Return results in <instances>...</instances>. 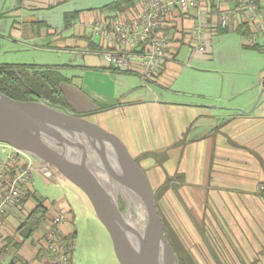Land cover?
<instances>
[{
    "label": "crops",
    "instance_id": "1",
    "mask_svg": "<svg viewBox=\"0 0 264 264\" xmlns=\"http://www.w3.org/2000/svg\"><path fill=\"white\" fill-rule=\"evenodd\" d=\"M114 1L0 0V44L77 52L81 60L76 56L73 62L57 63L70 65L63 70L67 80L60 84L70 106L93 112L92 120L124 141L146 171L154 195L164 191L180 214L185 206L190 229L206 221L216 227L219 255L223 252L234 264H264L262 51L246 48L236 28L226 32L239 31L243 44L218 33L210 37L206 53L196 51L187 33L195 22L194 11H189L175 14L169 27L170 53L154 80L143 79L137 71L111 69L105 59L104 64L98 59L109 45L94 33L93 23L132 16L143 4L139 0L137 12L119 14L108 8ZM217 35L222 38L214 47ZM184 46L189 51L180 56ZM34 184L33 176L22 208L13 207L5 215L0 264L48 262L43 240L47 224L29 238L18 233L39 201L50 217L66 213L61 230L76 244L75 204L65 198L49 201ZM73 192L80 207L90 205L94 211L82 191L86 199Z\"/></svg>",
    "mask_w": 264,
    "mask_h": 264
},
{
    "label": "water",
    "instance_id": "2",
    "mask_svg": "<svg viewBox=\"0 0 264 264\" xmlns=\"http://www.w3.org/2000/svg\"><path fill=\"white\" fill-rule=\"evenodd\" d=\"M0 142L48 162L89 199L120 264H176L146 171L124 141L89 116L46 98L19 100L0 91ZM127 194L126 210L119 193ZM145 224L143 232L132 221Z\"/></svg>",
    "mask_w": 264,
    "mask_h": 264
},
{
    "label": "built area",
    "instance_id": "3",
    "mask_svg": "<svg viewBox=\"0 0 264 264\" xmlns=\"http://www.w3.org/2000/svg\"><path fill=\"white\" fill-rule=\"evenodd\" d=\"M194 11L195 22L187 31L191 45L201 53L209 48L210 37L221 28H236L244 35V45L264 54V0H144L138 13L129 17L94 21L93 31L109 45L99 53L113 68L137 71L147 81L154 80L169 55V27L177 13ZM0 230L7 212L22 208L21 197L35 173L51 176L48 162L28 151L0 142ZM65 212H56L43 235L48 256L46 264H72L74 246L61 230Z\"/></svg>",
    "mask_w": 264,
    "mask_h": 264
},
{
    "label": "rangeland",
    "instance_id": "4",
    "mask_svg": "<svg viewBox=\"0 0 264 264\" xmlns=\"http://www.w3.org/2000/svg\"><path fill=\"white\" fill-rule=\"evenodd\" d=\"M220 35H229L227 39H236L243 44V38L239 31H230ZM225 37V36H224ZM221 37L215 36L212 40V45L216 47L217 40ZM189 50L187 47H183L181 50L182 56ZM255 51V50H253ZM260 54V52L255 51ZM262 54V53H261ZM77 52L73 51H59L54 48H40L30 46H6L0 44V64L3 63H36V64H57L63 62H73L81 58ZM90 57V54L88 55ZM264 57V55L262 54ZM89 59V58H88ZM86 59V60H88ZM100 63L104 64V58L100 54L98 55ZM72 71H68L71 73ZM102 74L95 77L101 80ZM97 81V80H96ZM75 113H85L79 111L76 108H72ZM53 175V176H52ZM52 177L44 174H34V186L38 190L39 194L46 197L49 201L68 199L70 203L75 204V220L74 225L77 229V239L74 248V263L75 264H120L113 248V243L109 232L103 223L99 220L97 215L89 208H82L79 203L74 199V192L78 193L86 199V196L79 190V188L72 182L63 177L56 169L52 173ZM58 176V177H57ZM157 207L162 218L163 224L166 226L168 235L171 236L174 245L177 247L178 253L177 260L182 257L187 259L190 264H234L233 260L226 259L224 254L219 255L221 243L218 238V229L209 225V222H203L201 227H197L196 230L190 229L186 223H190L187 219L189 216L188 210L184 205L181 207L182 213H178L173 206L172 201L165 196L164 191L155 195ZM174 198V197H173ZM87 201V200H86ZM124 205L123 211L126 208V201L122 195L119 196V203ZM182 216H185V220H182ZM202 224V223H201ZM174 248V247H173ZM210 251L213 254H210ZM213 256V257H212ZM219 258H218V257ZM213 258V259H212Z\"/></svg>",
    "mask_w": 264,
    "mask_h": 264
},
{
    "label": "trees",
    "instance_id": "5",
    "mask_svg": "<svg viewBox=\"0 0 264 264\" xmlns=\"http://www.w3.org/2000/svg\"><path fill=\"white\" fill-rule=\"evenodd\" d=\"M138 1L139 0H117L109 4L108 8L119 14L130 9H133V12H137L138 5L136 4ZM66 18H68V15H66ZM222 31L226 32L228 29L221 28L219 33ZM245 47L248 49H258L257 47ZM69 66L70 65L68 64L51 65L36 63L0 64V91L19 100H39L41 97H44L50 103L62 106L73 112L72 107L60 89V84L67 80L63 70ZM92 113L93 112H85L77 114L89 116ZM28 190L29 189L27 188L25 194L21 197L20 202L22 205L28 194ZM123 206L124 205L121 202L122 210L124 209ZM50 218L51 217L49 216L47 209L44 207L43 202L39 201L36 208L22 220L21 225L18 228V233L23 238H29L34 232L45 226L44 224H47ZM164 229L171 245L178 253L177 247L174 245L171 236L168 235L165 225ZM66 239L75 246L73 238L71 240L66 236ZM13 244L16 246L17 242H14ZM179 263L190 264L187 259L184 260L182 257L179 258Z\"/></svg>",
    "mask_w": 264,
    "mask_h": 264
},
{
    "label": "bare ground",
    "instance_id": "6",
    "mask_svg": "<svg viewBox=\"0 0 264 264\" xmlns=\"http://www.w3.org/2000/svg\"><path fill=\"white\" fill-rule=\"evenodd\" d=\"M112 191L114 194L119 193V195L123 194V196L128 199V196L126 193H124L120 188L118 189L115 185L112 188ZM132 225H134L135 229L139 230L140 232L144 231L145 224L141 222H137L136 220L132 221Z\"/></svg>",
    "mask_w": 264,
    "mask_h": 264
}]
</instances>
